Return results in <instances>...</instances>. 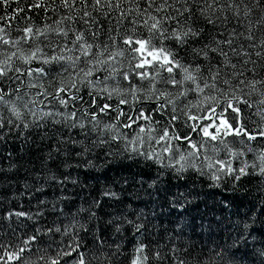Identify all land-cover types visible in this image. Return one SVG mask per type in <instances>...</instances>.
Wrapping results in <instances>:
<instances>
[{
  "label": "snow or ice",
  "instance_id": "obj_1",
  "mask_svg": "<svg viewBox=\"0 0 264 264\" xmlns=\"http://www.w3.org/2000/svg\"><path fill=\"white\" fill-rule=\"evenodd\" d=\"M205 168L264 177V0H0V264H264Z\"/></svg>",
  "mask_w": 264,
  "mask_h": 264
},
{
  "label": "trees",
  "instance_id": "obj_2",
  "mask_svg": "<svg viewBox=\"0 0 264 264\" xmlns=\"http://www.w3.org/2000/svg\"><path fill=\"white\" fill-rule=\"evenodd\" d=\"M21 6H23V0H21ZM34 19L39 22V17L42 12L37 13L35 10L31 13ZM255 119V117H253ZM183 146V145H182ZM12 146L10 145V148ZM251 158V156L249 157ZM143 167V165H141ZM192 175V180L190 181V186H194L199 192L200 198H205L206 193L213 194L216 200H236L243 201L245 204L249 201H260L264 198V177H261L258 173H252L249 177L242 178L241 182L237 185L230 183L229 179H222V181L217 184L212 180L211 174L205 168L204 172L196 173L194 170H189ZM208 173V174H205ZM139 198L147 200L148 197L144 192L139 193ZM209 203L212 202L211 196L208 197ZM140 208H145L144 204L139 205ZM203 207V205H201ZM155 210V206L150 208H145V211ZM245 210L243 207L241 211ZM158 211V210H157ZM167 211V209H165ZM219 216L220 213L217 212ZM235 218V217H234ZM167 224V221H165Z\"/></svg>",
  "mask_w": 264,
  "mask_h": 264
}]
</instances>
